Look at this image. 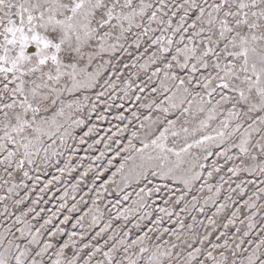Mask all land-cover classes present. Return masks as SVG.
I'll list each match as a JSON object with an SVG mask.
<instances>
[{
    "label": "snow or ice",
    "instance_id": "obj_1",
    "mask_svg": "<svg viewBox=\"0 0 264 264\" xmlns=\"http://www.w3.org/2000/svg\"><path fill=\"white\" fill-rule=\"evenodd\" d=\"M0 264H264V0H0Z\"/></svg>",
    "mask_w": 264,
    "mask_h": 264
}]
</instances>
